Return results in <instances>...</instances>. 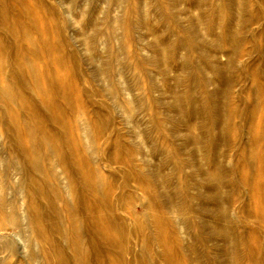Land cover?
Here are the masks:
<instances>
[{"label":"rangeland","instance_id":"374dc122","mask_svg":"<svg viewBox=\"0 0 264 264\" xmlns=\"http://www.w3.org/2000/svg\"><path fill=\"white\" fill-rule=\"evenodd\" d=\"M232 4H236V7L232 8ZM116 7L117 0H0V11L3 9L8 15L5 22L9 28L15 26L14 19L20 14L18 9L29 12L42 19L47 28L46 33L70 53L74 66L72 70L70 64L62 68L53 65L46 73L49 77L64 76L67 81L66 90L71 103L66 105L65 101L60 100L61 121L68 126V132L78 139V147L88 156L90 170L98 172L104 184L109 186L107 198L112 202L109 212L140 218L156 214L168 222L169 239L177 246L173 251L177 261L175 264H227L222 252L214 247L218 240L216 236L201 231V235L195 237L192 231L183 234L178 228L179 218L191 216L207 226L217 223V218L200 208L176 214L173 212V209H177L175 201L172 210L155 206L142 195V183L128 180L131 183L127 187L122 174L130 167L146 168V165L143 166L145 162L159 163L160 152L170 150L171 155L168 156V151L162 171L166 173L171 170L170 182H176L179 191L185 194L181 205L198 202L199 198L194 192L202 184L198 183V173L193 170V157L187 152L193 146L184 135L182 124L192 119V100L196 96L201 97L204 92L218 88V101L224 102V81L213 73L207 58L214 56L215 61L225 63L230 50V35L242 28L243 37L233 61V82L228 100L235 115H232L228 130L231 146L226 150L225 159H219L229 169L230 179L234 183L232 204L226 217L243 233L240 263L263 264L260 259L251 261L249 255L250 249L253 250L259 239L264 237V173L260 169V157L264 155V131L255 142L250 141L251 134L264 130V0H124L123 7L117 12L121 18L115 22ZM199 8L206 11L201 24L195 19ZM191 20L195 25H192ZM192 27H195V31L190 33ZM153 32L162 36L163 42L173 41L178 36L184 37L183 44H177L172 58L167 62L156 58L155 62L145 60L155 54L151 48L147 53L149 55L146 54V47L154 41ZM40 34L39 27H35L30 36L37 38ZM101 41L104 42V48L100 45ZM185 54L193 63L205 66L196 77L190 75L186 78L185 73H180L178 63ZM125 59L131 60L130 66L123 67L122 61ZM119 68L124 69L126 77L130 74L134 76L130 85L131 91L136 94L133 99H129L122 91L125 81L123 78L118 79ZM40 69L43 66L36 64L30 70L38 72ZM178 76L181 79H177ZM194 79L199 82L204 80L199 87L200 92L193 88ZM207 79L209 81H205ZM175 94L181 95L183 114L169 107ZM54 98L60 99L56 93ZM0 108L5 109L1 99ZM94 112L100 113L106 120L104 130L98 131L94 124ZM252 112L254 117L250 120ZM85 119L90 121L88 132L93 142L91 147L81 138ZM216 123L208 121L205 135L200 132L202 154L210 151L211 140L208 139L221 126L220 122ZM143 128L148 129L144 136L140 131ZM118 141L123 146L120 149L115 147ZM26 144L27 141L24 146ZM213 147L218 152V144L215 143ZM42 152L44 154L45 151ZM251 152L257 154L252 167L248 164ZM208 163L207 168L212 162ZM48 167L44 174L52 173ZM4 172L0 166V175H4ZM244 178L247 184L242 183ZM249 179H254V183H250ZM258 179L261 184H258ZM147 184L153 186L149 180ZM53 193H56L54 204L63 208L66 196L61 187L57 185ZM119 193L120 202H115L113 196ZM5 197L8 203L14 198V192L6 191ZM88 202L95 204L96 199L91 197ZM248 209L256 212L257 220L246 218ZM58 212L60 220L56 219L57 223L75 231L79 220L74 218L70 223L68 208ZM101 213L103 211L96 214ZM97 220L96 215L85 218L89 225ZM25 227V222L12 214L11 208H7L4 203L0 213V264L8 261L12 264H33L14 235V232L23 233ZM89 232L90 228L86 227V233ZM97 238L92 236L90 239L93 241L89 240L98 244L100 238ZM57 241V247H63L68 255L71 251L74 254V250L70 245L66 246L62 238ZM8 244H12V253L4 249ZM190 244L192 248L187 250ZM90 253L93 259L94 251ZM155 253L156 257L159 254L161 264H166L162 261L158 247ZM111 255V250L106 248L104 260H110ZM162 257L165 258L164 255Z\"/></svg>","mask_w":264,"mask_h":264},{"label":"bare ground","instance_id":"6f19581e","mask_svg":"<svg viewBox=\"0 0 264 264\" xmlns=\"http://www.w3.org/2000/svg\"><path fill=\"white\" fill-rule=\"evenodd\" d=\"M123 4L124 0H117L116 13L120 11ZM232 6L234 8L236 4ZM202 9L205 10V8ZM17 11L20 14L15 17V26L12 28H9L5 22L8 20V15H5L3 9L0 11L3 27L0 29V99L5 106V109L0 108V166L5 171L4 175H0V213L6 203L7 208H11L12 214L18 215L25 222L26 227L23 233L14 232L21 249L28 253L33 264H161L159 254L156 257L155 253L158 247L160 254L162 253V261L166 264H175L177 261L173 251L177 246L169 239V224L160 215L149 214L140 218V216L129 217L108 211L112 205L107 198L109 186L104 184V179L98 172L90 170L87 164L88 156L78 147V139L68 132V126L61 121L60 100L65 101L66 105L71 103L70 95L66 90L67 81L64 76L49 77L46 74L49 67L53 65L62 68L70 64V70H72L74 66L71 64L70 53L46 33L47 28L42 19L39 20L24 10ZM205 13L206 11L199 8L195 15L199 24L202 23ZM119 14L115 15V22L121 18ZM191 23L195 25L192 20ZM35 27L41 30L40 37L30 36ZM194 31L195 27H192L190 33ZM153 35L154 41L146 47L148 48L146 54L150 48L155 51V54L144 58L151 62H155L154 58L167 62L172 58L177 44L184 42L183 36H178L170 42H163L162 36L155 32ZM242 37V28L231 33L230 50L226 55L225 63L215 61L214 56L207 58L213 73L224 81V102L218 101V88L204 92L201 97L196 96L192 100V119L185 120L182 124L184 135L193 146L187 149V152L193 157L192 161L195 164L193 170L197 171L198 183L202 184L199 190H197L199 186H196L194 192L199 198L198 202L181 205L180 202L185 194L179 191L176 182H170L172 181L171 170L166 173L162 171V165H165V158L170 150L160 152L159 163L149 161L146 164L145 162L143 166L146 165V168L134 166L122 174L127 187L131 183L128 180H133L136 184L142 183V195L155 206L160 205L172 210L175 201L177 209H173V212L176 214L179 211L190 212L194 208H200L216 217L218 222L210 226L191 216L181 220L179 218L177 219L178 228L183 234L192 231L195 237L200 236L201 231L216 236L218 240L214 243V247L222 252L227 264H241L240 241L243 237L242 231L237 230L235 224L226 217L232 204L234 183L230 179L229 169L221 161L225 159L226 150L231 146L228 130L234 109L228 105V100L233 82L231 75L233 61ZM100 45L102 48L105 47L103 41ZM130 61L126 59L122 61L123 67L130 66ZM36 64L43 66V69L38 72L31 71L30 69ZM178 66L180 73H185L186 78L190 75L196 77L198 71L205 67L204 64H195L190 61L186 54L182 56ZM121 78L125 81L122 88L124 94L129 99L136 97L130 87L134 76L130 74L126 77L124 69L119 68L118 79ZM177 79H181L180 76ZM203 82L204 80L199 82L198 79H194L193 88L196 92H200L199 87ZM54 93L60 99L56 100ZM169 104V107H174L176 111L183 114L184 108L181 105L180 94H175L172 103ZM94 114L93 120L98 131L104 130L106 120L100 113L94 112ZM251 117H254L253 112L250 114V120ZM208 121L214 124L220 122L221 126L219 131L208 139V141L211 140L210 151L202 154L200 132L205 135ZM60 122L62 124L59 125ZM147 130L140 129L141 135L144 136ZM88 131L90 132V121L85 119L81 138L88 147H91L93 142ZM263 131L251 134L250 141L257 140ZM25 141L28 142L26 146H24ZM215 143L219 146L218 152L213 147ZM115 147L120 149L123 146L118 141ZM41 149L45 151L44 154ZM170 155L171 151L168 156ZM250 156L248 164L252 167L257 154L251 152ZM208 162L212 163L207 168L206 165L210 164ZM260 164L263 174L264 155L260 157ZM47 167L48 170H52L51 174H44ZM148 180L154 187L147 184ZM249 182L253 184L254 179H249ZM242 183L247 184V180L244 178ZM259 183L261 184L260 179H258ZM57 185L66 196L63 208H68L70 211V223L74 218L79 220L75 231L59 225L56 221V219L60 220L58 211L63 209L58 208L53 202L56 196L53 189ZM9 190L14 192V198L7 203L5 196L6 191ZM120 195L119 193L113 196L115 202H120ZM262 195L260 192L261 197ZM91 197L96 199L95 204L88 202ZM98 211L103 213L97 215ZM93 215L98 216V220L96 223L87 224L85 218ZM245 216L258 219L256 212L251 209L245 212ZM86 227L90 228V234L86 233ZM92 236L100 238L98 244L90 242V240L93 241L90 239ZM60 238L64 240L66 246H71L74 254L71 251L68 255L63 247L56 246ZM11 245L8 244L4 248L9 253L13 252ZM187 246V250L192 248L191 244ZM106 248L112 252L108 261L103 258ZM91 250L94 251L93 259H91ZM163 255L165 258L162 257ZM196 256L199 257L198 254ZM249 258L251 261L260 259L264 264V237L259 239L253 250L250 249ZM2 263L12 264L9 261Z\"/></svg>","mask_w":264,"mask_h":264}]
</instances>
